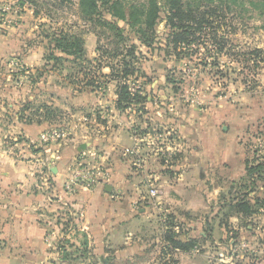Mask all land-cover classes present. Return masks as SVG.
I'll use <instances>...</instances> for the list:
<instances>
[{
    "label": "crops",
    "instance_id": "obj_1",
    "mask_svg": "<svg viewBox=\"0 0 264 264\" xmlns=\"http://www.w3.org/2000/svg\"><path fill=\"white\" fill-rule=\"evenodd\" d=\"M23 12L14 24L0 25V264H182L191 257L196 264H206L207 249L229 255L235 237L254 254L229 255L221 264H264V170H251L264 160V63L246 82L222 64L201 70L208 99L197 109V121L167 75L163 87L151 85L145 64L167 59L145 49L144 112L116 108L112 80L98 91L69 82L64 99H39L40 83L48 73L43 69L46 45L32 43L35 16L28 5ZM256 22L251 19L247 28L257 29L262 21L252 28ZM11 57L35 68L36 75L42 74L39 80L17 86L8 68ZM108 72L102 68L103 74ZM53 73L66 80V71ZM28 101L58 108L62 139L40 143L49 122L35 116L26 122L28 111H19ZM146 125L158 136L136 130ZM149 136L156 137L155 144L144 140ZM200 138L206 143L203 150ZM81 143L88 146L78 152ZM80 159L95 169L98 182L67 192L64 182ZM150 184L158 195H148ZM209 189L212 193L206 195ZM241 199L252 214L231 208ZM169 217L175 222L172 228ZM169 228L182 238H201V251L170 252L164 239Z\"/></svg>",
    "mask_w": 264,
    "mask_h": 264
},
{
    "label": "trees",
    "instance_id": "obj_2",
    "mask_svg": "<svg viewBox=\"0 0 264 264\" xmlns=\"http://www.w3.org/2000/svg\"><path fill=\"white\" fill-rule=\"evenodd\" d=\"M18 4L20 7L27 4L34 16L43 13L45 18L53 21L55 12H62L64 16L73 12L79 25L75 28L56 27L51 34L45 35L48 43L43 69L66 71L68 84L85 85L97 91L104 89L110 80L114 81L115 106L121 111L136 107L144 112L146 96L142 91L148 79L142 67L146 60L142 49L178 63L195 57L200 71L222 64L226 72L229 69L235 71L243 82L249 81L247 76L254 74L264 63V49L249 48L246 43L241 44L238 37L247 32L251 19L262 21L258 28L264 30V0H18ZM160 23L163 24L162 31L158 29ZM87 33L94 35L96 43L95 56L91 59L86 56L84 48L83 37ZM210 57L212 59L208 61ZM218 57L227 61L218 62ZM228 62H236L241 68L237 71ZM105 66L109 68L107 74L102 73ZM38 73L29 75L33 83L42 75ZM219 74L225 76L221 71ZM166 79L177 91L176 84L181 79ZM139 81L140 85H136ZM134 85L136 90L131 91ZM23 111L29 113L22 117L26 122L35 116L39 121L49 122V128H61L57 119L60 111L46 102L34 104L28 101L20 108V115L24 114ZM139 128L136 130L141 135L152 131L150 125ZM251 170L259 173L264 170V160ZM231 208L244 214L254 212L244 199ZM174 224L171 220L170 227ZM164 237L170 252L201 251V238L200 241L194 237L182 238L170 228ZM236 238L235 243L228 246L232 259L238 254H254L253 249L240 247L243 241ZM82 243L85 245L86 241ZM62 252L66 257L63 246Z\"/></svg>",
    "mask_w": 264,
    "mask_h": 264
},
{
    "label": "rangeland",
    "instance_id": "obj_3",
    "mask_svg": "<svg viewBox=\"0 0 264 264\" xmlns=\"http://www.w3.org/2000/svg\"><path fill=\"white\" fill-rule=\"evenodd\" d=\"M27 5V4H25ZM24 6H19L18 0H5L0 5V25H9L14 24V22L18 21V19L24 15ZM9 8L6 12H1L3 9ZM52 17L53 19H47L44 17L43 13L38 14V16H35L33 18L32 28L34 29L33 32L29 35L32 43L34 45H40L42 46V43L44 45H47L48 39L45 37L46 34H51L53 29L56 27H76V25H79V19L76 18V16L73 14V12H69V15L67 14L64 16V13L62 12H55ZM257 21L252 25V28L255 25H259L260 21ZM159 30H163V24L159 25ZM264 32L257 29H248V31L244 35L238 36L240 41L245 40L248 44L246 45L249 48L253 47H260L263 45L264 47V38L261 35ZM242 37V39H241ZM84 41H85V48L86 53L88 57H93V47H94V36L92 34H84ZM44 42H43V41ZM263 40V41H262ZM244 43V42H243ZM263 43V44H262ZM47 49L45 50L46 53ZM151 57V56H150ZM209 61V59H208ZM198 62L197 58H193L192 60H183L182 62H177L175 60L167 59V62H161L158 58L156 60H149L147 64H145V67L147 68L148 73L153 78L151 85L155 87H163V80L164 76L167 75L168 77L175 78V80L179 81L181 79V82L177 83L178 87V96H182L183 105L187 112H190L192 114V119L194 121H197L199 118L197 114V109H200L202 106H204L207 103V94H208V86L207 84H203L201 82V72H200V66H197L196 63ZM248 65H251L249 63ZM231 67H234L235 70L240 69L241 65L232 62ZM8 68L12 71V77H14V81L18 82L15 83L17 86H21V84H24L29 80L30 83H33L31 80V77L29 75H32V73H35V68H30L27 65H25L20 57H11L8 61ZM223 69V68H222ZM154 70V71H153ZM34 71V72H33ZM238 71V70H237ZM249 71V70H248ZM47 75L45 76L44 82L40 83V90L41 95H39V99H49L54 98L56 99V96L59 95L60 100L61 98L64 99L68 95V80H65L63 76H60L57 73H53V70H50L49 68H46ZM247 73V71H246ZM33 76V75H32ZM252 78V74H250ZM18 79V80H16ZM29 85H32L30 84ZM140 85V81L136 84ZM150 85L147 84L146 87ZM171 86V84H170ZM51 93H54V95L51 96ZM175 103L176 100H175ZM189 131L194 130L192 127H188ZM196 140V139H195ZM175 143H179L178 141H175ZM206 146V143L202 141L200 138V150H203ZM205 178V172L203 168H201V174L200 179ZM206 195H209V193H212V190H205ZM158 195V192H157ZM210 207L208 206L205 211H208ZM204 215V214H203ZM195 225L196 227L198 225ZM199 227V226H198ZM242 248H248L251 249V247H247L246 244L241 245ZM219 252L207 249L205 256H206V264H221L226 261L230 260V256L227 254H223V258H220ZM193 256V255H192ZM190 260H184L182 261V264H196L195 261H197L195 258L191 257Z\"/></svg>",
    "mask_w": 264,
    "mask_h": 264
},
{
    "label": "built area",
    "instance_id": "obj_4",
    "mask_svg": "<svg viewBox=\"0 0 264 264\" xmlns=\"http://www.w3.org/2000/svg\"><path fill=\"white\" fill-rule=\"evenodd\" d=\"M9 8L3 9L1 12H6ZM136 85H134L131 88V91L136 90ZM153 136H156L157 133L153 132ZM64 136V130L62 128H49L44 131H42L39 135V141L40 143L46 145L50 143H54L58 141L59 139H62ZM153 136H149L144 138L145 141H148L150 144H155L156 137L154 138ZM158 136V135H157ZM153 137V138H152ZM156 150V146H152V148ZM163 152L162 148H158ZM82 159L78 160L73 166L71 173L69 177L66 179L64 182V189L67 192H74L75 190L82 188V189H89L94 186L98 182L97 179V173L94 171L95 169L88 166L84 165L81 162ZM102 177H106V173L102 174ZM158 192V189L156 186L153 184H150L148 187V195L149 196H156ZM223 258V255H220L219 259Z\"/></svg>",
    "mask_w": 264,
    "mask_h": 264
},
{
    "label": "water",
    "instance_id": "obj_5",
    "mask_svg": "<svg viewBox=\"0 0 264 264\" xmlns=\"http://www.w3.org/2000/svg\"><path fill=\"white\" fill-rule=\"evenodd\" d=\"M88 146V143H81L78 147H77V151L78 152H82L84 151ZM52 172H55L56 171V168H51L50 169ZM106 259H103V262L105 261Z\"/></svg>",
    "mask_w": 264,
    "mask_h": 264
}]
</instances>
